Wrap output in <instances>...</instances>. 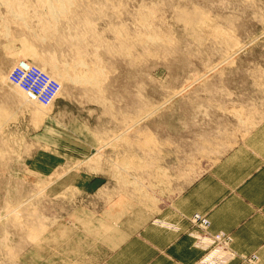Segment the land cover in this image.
<instances>
[{
    "label": "rangeland",
    "instance_id": "rangeland-1",
    "mask_svg": "<svg viewBox=\"0 0 264 264\" xmlns=\"http://www.w3.org/2000/svg\"><path fill=\"white\" fill-rule=\"evenodd\" d=\"M28 1L26 20L0 4V264H93L112 247L94 242L99 231L139 220L141 204L152 208L171 181L188 183L237 133L264 123V0H91L90 13H80L99 38L84 36L79 54L89 69H79L101 70L103 93L58 82L33 59L73 73L81 56L67 42L77 34L72 23L87 19H62L53 36L63 44L51 35L36 46L30 34H42L45 10ZM179 12H200L208 26L191 30ZM146 17L158 45H144ZM120 33L132 57L119 50ZM18 62L57 83L54 100L42 104L8 79ZM189 222L202 250L193 264L235 258L230 236L210 231L205 214Z\"/></svg>",
    "mask_w": 264,
    "mask_h": 264
},
{
    "label": "crops",
    "instance_id": "crops-1",
    "mask_svg": "<svg viewBox=\"0 0 264 264\" xmlns=\"http://www.w3.org/2000/svg\"><path fill=\"white\" fill-rule=\"evenodd\" d=\"M236 139L188 183L163 186L167 191L157 193L152 208L141 204L139 220L113 225L114 232L99 231L94 242L112 247L93 264L195 263L202 253L190 234L189 217L195 212L208 217L210 231L230 236L235 258L227 264H264V123L237 133Z\"/></svg>",
    "mask_w": 264,
    "mask_h": 264
},
{
    "label": "bare ground",
    "instance_id": "bare-ground-1",
    "mask_svg": "<svg viewBox=\"0 0 264 264\" xmlns=\"http://www.w3.org/2000/svg\"><path fill=\"white\" fill-rule=\"evenodd\" d=\"M26 0H0V4H3L4 6H6V8H7V11H9L10 13H11V15L12 16H14V19H19V20H26V18L27 17H29L28 15V12H29V10L31 9L30 7H34L35 5H33V3H31V2H27V4L28 3H30L29 5H33V6H29V9L27 8V6H25V2ZM31 1V0H30ZM88 0H38V2H40L41 4H42V6H44L43 7V9L45 10L43 13H38L37 15L39 16V22H40V20L43 22L42 23V25L40 26V27H42L41 29V31H42V34H39L38 33V35H36L35 33H32L33 31H32V29H31V33L32 34H30V36H32L33 37V44L35 43L36 44V46L37 45H41L43 42H45V40H47V38H49L48 36H51L52 35V37H55V36H59L58 38L60 39V41H62V37H64V36H60V35H54L53 36V34H55V32L57 31L56 29H58L57 27H56V24H57V22H59V21H61L62 19H64V20H68L69 18H71V19H69V20H71V21H73L74 19H72V18H75V20L76 19H79L78 18V15H77V13L79 12H83V13H85L86 11L88 12V13H90L88 10L89 9H87L88 7H89V4H87V3H90L91 4V0H90V2H87ZM95 1V0H94ZM24 2V3H23ZM93 2V1H92ZM100 2V1H99ZM119 2V1H118ZM14 3H16V4H14ZM95 3V2H94ZM19 4V5H18ZM35 4V3H34ZM40 4V5H41ZM98 4V3H97ZM237 4V3H236ZM37 6H38V4H36ZM171 5V4H170ZM97 6V5H96ZM39 8H40V6H39ZM39 8L38 9H36V10H39ZM81 8H82V10H81ZM90 8V7H89ZM105 8V7H104ZM28 9V10H27ZM42 9V8H41ZM93 9V8H92ZM94 9H96V8H94ZM35 10V11H36ZM79 10H81V11H79ZM85 10V11H84ZM5 11V10H4ZM6 11V12H7ZM25 11H28L27 12V14L25 13ZM34 11V12H35ZM40 11V10H39ZM38 11V12H39ZM43 11V10H42ZM90 11H92V10H90ZM33 12V13H34ZM37 12V11H36ZM116 12V11H115ZM9 13V14H10ZM94 13V12H93ZM111 13V12H110ZM120 13V12H119ZM137 13V12H136ZM140 13V12H139ZM180 13V15H181V17L183 18V20L185 21V26H187V27H189V28H191V30L193 29V30H195L196 28L194 27V26H203V24L205 23V21H206V19H205V17L206 16H204L203 14H200V12L198 13H195V14H191V16H189V15H185L184 13H181V12H179ZM8 14V13H7ZM8 14V15H9ZM25 14H26V16L27 17H25ZM41 14H43V15H41ZM80 14H82V13H80ZM86 14V13H85ZM96 14V13H95ZM141 14H142V12H141ZM184 14V15H183ZM35 15H36V13H35ZM103 15V14H102ZM81 16H84L83 14L81 15ZM80 16V17H81ZM89 16V15H88ZM88 16H86V17H88ZM77 17V18H76ZM85 16L83 17V18H85V19H87V21H89V22H87V21H84V19L81 17V19H83V21H77V22H73L72 23V25H73V27L75 28V30L74 31H76L75 33H77L76 35H74L73 36V38H71L70 40H69V42H67V44H69L68 46L70 47L71 46V50H72V52L74 51V53H75V55L77 56V55H80L79 53V51L80 50H82L81 49V47L83 46V45H85V44H83L84 43V41H86L87 39L84 37V36H87L88 35V37H89V39L91 38V37H93L94 38V40H96V37H98L97 36V34L93 31V24L90 22V19L89 18H86ZM92 17V16H91ZM142 17H144V16H142ZM149 17V16H148ZM10 18V17H9ZM25 18V19H24ZM120 18V17H119ZM162 18V17H161ZM178 18V17H177ZM111 19V18H110ZM147 17L146 18H143V20L144 21H142V25H143V27H145V28H148V27H150V30L152 29V28H154V27H151L152 26V24H150V22H152V19H151V21H147ZM12 20V19H11ZM29 20V19H28ZM64 20H62V21H64ZM133 20V19H132ZM142 20V19H141ZM149 20V19H148ZM154 20V19H153ZM10 21V20H9ZM261 21V20H260ZM21 22V21H20ZM69 22V21H68ZM141 22V21H140ZM207 22V21H206ZM208 22H210V21H208ZM41 23V22H40ZM60 23V22H59ZM91 23V24H90ZM153 23V22H152ZM18 24V23H17ZM25 24V23H24ZM23 24V25H24ZM58 25V24H57ZM71 25V26H72ZM141 25V24H140ZM204 25H206V24H204ZM211 25H214V24H211ZM262 25V24H261ZM21 26H22V24H21ZM32 26V25H31ZM60 26V25H59ZM58 26V27H59ZM62 26V25H61ZM155 26V25H154ZM197 26V27H198ZM206 26H208V25H206ZM26 27V26H25ZM70 27V26H69ZM72 27V28H73ZM138 28V27H137ZM141 27H139V29H140ZM188 28V29H189ZM1 29V28H0ZM28 29V28H27ZM27 29H25V30H27ZM36 29V28H35ZM155 29V28H154ZM154 29H153V31L151 30V32H152V34L151 33H149V34H147L146 32H145V29H144V32L147 34V35H145L144 36V45L147 43H151V45L153 44V45H158V43L160 44V42H159V36H156V34L158 33V32H156V31H158V30H156L155 29V32H156V34H155V32H154ZM24 30V31H25ZM146 30H148V29H146ZM198 30V29H197ZM196 30V31H197ZM28 31H29V29H28ZM78 31V32H77ZM141 31H142V29H141ZM140 31V32H141ZM199 31V30H198ZM35 32V31H34ZM58 32V31H57ZM154 32V33H153ZM217 33H218V30L216 31ZM30 33V32H29ZM123 33V32H122ZM122 33H120L119 34V37H118V43L117 44H119V47H121V49H119V50H121L122 51V53H123V51H124V53H125V51L127 52L126 53V55L128 54H130V53H132V52H129L130 51V49H129V47L128 46H131L130 44H128V43H130V42H128V41H126V40H128L127 38H124V36H126V35H124L123 36V34ZM143 33V32H142ZM141 33V34H142ZM198 33V32H197ZM18 34H20V33H18ZM87 34V35H86ZM194 34V33H193ZM199 34V33H198ZM222 34V33H221ZM26 35V34H25ZM61 35H62V33H61ZM159 35H161L162 36V34H159ZM195 35V34H194ZM30 36H28V37H30ZM10 37V36H9ZM31 37V38H32ZM56 37V38H57ZM128 37V36H127ZM224 37V36H223ZM99 38V37H98ZM129 38V37H128ZM131 38V37H130ZM65 39V38H64ZM63 39V40H64ZM89 39H88V41H89ZM125 39V40H124ZM134 39V38H133ZM141 39H142V37H141ZM163 39V38H162ZM161 39V40H162ZM200 38H198V40H199ZM29 40H30V38H29ZM31 40V41H32ZM55 40V39H54ZM67 40V39H66ZM93 40V41H94ZM101 40V39H100ZM117 40V39H116ZM227 40V39H226ZM49 41V40H48ZM88 41H86V42H88ZM97 41H99V40H97ZM125 41V42H124ZM130 41V40H129ZM200 41V40H199ZM220 41V40H219ZM223 41V40H222ZM39 42V43H38ZM56 42H58V41H56ZM85 42V43H86ZM95 42V41H94ZM102 42V41H101ZM128 42V43H127ZM133 42V41H132ZM146 42V43H145ZM163 42H165V41H163ZM48 43V42H47ZM62 44H63V41L61 42ZM97 43H99V42H97ZM141 43H143V41H141ZM226 43H227V41H226ZM230 43V42H229ZM50 44V43H49ZM128 44V45H127ZM48 45V44H47ZM58 45H59V43H58ZM86 45H87V43H86ZM101 45V44H100ZM125 46L124 48L122 47V46ZM132 45H133V43H132ZM140 45V44H139ZM143 45V46H144ZM32 46V48H33V45H31ZM35 46V45H34ZM60 46V45H59ZM92 46V45H91ZM137 46V45H136ZM141 46V45H140ZM97 47V46H96ZM147 47V46H146ZM153 48V46H150V48ZM203 47V46H202ZM62 48V47H61ZM83 48H85V46L83 47ZM117 48V47H116ZM144 48V47H143ZM148 48V47H147ZM146 48V49H147ZM158 48V47H157ZM36 49V48H35ZM86 49V48H85ZM90 49V48H89ZM98 49V48H97ZM97 49H96V51H97ZM131 49H132V46H131ZM100 50V49H99ZM105 50V49H104ZM148 50H149V48H148ZM233 50H234V48H233ZM43 51V50H42ZM41 51V52H42ZM83 51V50H82ZM81 51V52H82ZM84 51H86V50H84ZM90 51V50H89ZM101 51V50H100ZM143 51V50H142ZM147 51V50H146ZM40 52V51H39ZM47 52V51H46ZM70 52V51H69ZM93 53V52H92ZM95 53V52H94ZM123 53V54H124ZM147 53V52H146ZM27 54H29L28 52H27ZM26 54V55H27ZM44 54H46V53H44ZM43 54V55H44ZM83 54V53H82ZM115 54V53H114ZM133 54V53H132ZM131 54V55H132ZM35 55H37V53L35 52ZM48 55V54H47ZM46 55V56H47ZM94 55V54H93ZM109 55V54H108ZM120 55H122V54H120ZM33 56V55H32ZM45 56V55H44ZM44 56H42V58L44 57ZM51 56V55H50ZM81 56V55H80ZM84 56V55H83ZM83 56H81V57H79V56H77V59L75 60L76 61V63L75 64H73L72 65V67L71 68H73V70H72V72L73 73H70V70H68L67 68H64L63 66L62 67H59L58 65H56L57 63H54V61H52V59H51V61L49 60H43V59H41V57H40V54H39V57H37V56H33V59L35 60V61H37V63H39V65L40 64H42V65H44V64H48V65H44V67H46V66H48V69L52 72V77H54L55 78V80L57 81L58 80V82L59 81H61V82H64V83H67V84H70V83H72L73 85L74 84H81L82 85V88H84V87H87V88H89V89H91V91H92V89H94V87H95V85H96V83L99 81V77L102 75V72H101V70H100V72L97 70V68L96 67H93V68H95V69H92V70H90V71H88L87 70V72H84V71H82L81 69H79V67H81L82 69L84 68V67H87L86 69H89L88 67V64L86 63V62H88V61H84V59H85V57H84V59L82 58ZM88 56V55H87ZM106 56V55H105ZM49 57V56H48ZM48 57H45V59L47 58L48 59ZM96 57H98L97 55H96ZM125 57V56H124ZM129 57H132V56H130L129 55ZM32 58V57H31ZM52 58V57H51ZM89 58V57H88ZM87 58V59H88ZM58 59V58H57ZM226 59V58H225ZM53 60H54V58H53ZM34 61V62H35ZM95 61H96V59H95ZM134 61V60H133ZM106 62V61H105ZM20 63H22V64H24V66H32V65H28V64H25V63H23V62H18L17 64H20ZM89 63V62H88ZM129 63V62H128ZM17 64H14V65H12L11 66V68H10V70H9V72H8V79L11 81V82H13V83H16V84H18L19 86H21L23 89H25L27 92H28V94L30 95V90H28V89H26V88H24V86L22 85V83H23V81H24V79H23V77L22 78H19V81H14L12 78H10V74L12 73V71H13V69H14V67L17 65ZM93 65V64H92ZM97 66V65H96ZM34 67V66H33ZM42 67V66H41ZM67 67V66H66ZM76 67V68H75ZM36 70H37V73H34V75L30 78V83L31 84H33L34 82H35V80L36 79H39V78H47L46 76H44L41 72H40V74H39V70L37 69V68H39V67H34ZM99 68V67H98ZM44 69V68H43ZM45 69H47V68H45ZM70 69V68H69ZM85 69V70H86ZM69 72H68V71ZM84 70V69H83ZM82 71V72H81ZM102 71H104V70H102ZM106 74V73H105ZM99 75V76H98ZM105 77V76H104ZM104 81H105V79H103ZM102 80V81H103ZM47 82H53V81H49V80H47ZM99 83H100V81H99ZM102 83V82H101ZM80 85V86H81ZM100 86L101 85H103V84H99ZM15 86V85H14ZM78 86V85H77ZM96 90L97 91H99L98 90V86L96 85ZM58 88V87H57ZM81 88V89H82ZM87 88H84L85 90L87 89ZM43 90V88L41 89V91ZM95 90V91H96ZM100 90H101V88H100ZM16 91V90H15ZM89 92H90V90H89ZM99 92H101V91H99ZM129 92V91H128ZM56 93H57V90H56ZM93 93V92H92ZM97 93V92H96ZM101 93H103V92H101ZM172 93V92H171ZM56 95V94H55ZM97 95H99V94H96V96ZM31 96V95H30ZM94 97V96H93ZM102 96H100V98H101ZM99 98V99H100ZM32 99H34V100H36V101H38V102H40L38 99H36V98H33L32 97ZM41 103V102H40ZM49 103V102H48ZM47 103V104H48ZM42 104H44V103H42ZM104 108H106V107H104ZM260 108V107H259ZM148 112V111H147ZM126 118V117H125ZM236 119V118H235ZM126 120V119H125ZM113 121V120H112ZM142 121V120H141ZM225 134V133H224ZM132 135V134H131ZM2 142H4V141H2ZM2 146V145H1ZM5 147V146H4ZM6 152V151H5ZM4 156H5V154H4ZM166 171V170H165ZM167 173V172H166ZM165 175V174H164ZM165 177H166V175H165ZM167 178H169V177H167ZM164 180V179H163ZM166 183V182H165ZM144 185V184H143ZM158 185V184H157ZM142 187V186H141ZM158 187V186H157ZM154 192V191H153ZM145 199V198H144ZM157 199V198H156ZM155 199V200H156ZM147 203V202H146ZM204 240V239H203ZM214 256V255H213ZM216 258V257H215ZM214 260V259H213ZM211 261V260H210ZM204 264H205V261H204Z\"/></svg>",
    "mask_w": 264,
    "mask_h": 264
},
{
    "label": "built area",
    "instance_id": "built-area-1",
    "mask_svg": "<svg viewBox=\"0 0 264 264\" xmlns=\"http://www.w3.org/2000/svg\"><path fill=\"white\" fill-rule=\"evenodd\" d=\"M37 73V70L33 66H24V64H17L12 73L10 74V78L14 81H19V78L24 79L22 85L24 88L30 90V95L33 98L38 99L41 103L47 104L51 100H54L57 83L55 82H47V78H39L36 79L33 84L30 83V78ZM43 90L41 91V89ZM205 220V219H203ZM210 240L215 241V238L221 239L220 235H209L207 236Z\"/></svg>",
    "mask_w": 264,
    "mask_h": 264
}]
</instances>
